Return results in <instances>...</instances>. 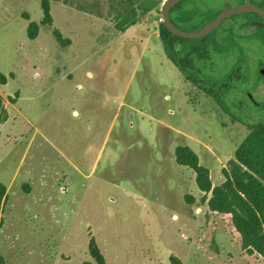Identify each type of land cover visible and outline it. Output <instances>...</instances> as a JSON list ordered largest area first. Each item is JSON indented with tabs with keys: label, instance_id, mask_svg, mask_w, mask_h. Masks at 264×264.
<instances>
[{
	"label": "rangeland",
	"instance_id": "rangeland-1",
	"mask_svg": "<svg viewBox=\"0 0 264 264\" xmlns=\"http://www.w3.org/2000/svg\"><path fill=\"white\" fill-rule=\"evenodd\" d=\"M41 1L0 0V264H99L92 238L103 264H264L175 161L188 145L218 185L249 131L155 49L163 0L123 32L107 0H48L50 25ZM222 1L183 0L170 17L199 30ZM225 26L206 35L218 77L245 42Z\"/></svg>",
	"mask_w": 264,
	"mask_h": 264
},
{
	"label": "trees",
	"instance_id": "trees-1",
	"mask_svg": "<svg viewBox=\"0 0 264 264\" xmlns=\"http://www.w3.org/2000/svg\"><path fill=\"white\" fill-rule=\"evenodd\" d=\"M109 14L113 18L116 30L123 32L134 25L144 13L158 9L162 0H107ZM43 25H50L52 18L48 0L41 1ZM37 24L30 22L29 38L36 36ZM158 32L165 54L185 77L199 90L212 96L217 104L231 115L232 119L243 122L240 112L239 91L243 78L229 73L218 85L207 81L208 61L212 52L206 42V36L184 38L172 34L159 23ZM53 36L61 46L69 43L61 32L54 28ZM7 82V76L0 71V85ZM6 110L0 94V123L6 119ZM247 119L248 134L233 152V158L222 170L223 181L215 186L209 176L207 167L199 163L195 151L188 145L175 148V161L189 167L195 174V184L204 193L201 200L206 201L208 209L213 212L228 214L234 230L240 236L241 247L264 257V122ZM208 193L210 195L208 196ZM5 194V186L0 182V201ZM89 253L99 264L102 256L93 240L89 242ZM170 264H181L172 256Z\"/></svg>",
	"mask_w": 264,
	"mask_h": 264
},
{
	"label": "flooded vegetation",
	"instance_id": "flooded-vegetation-1",
	"mask_svg": "<svg viewBox=\"0 0 264 264\" xmlns=\"http://www.w3.org/2000/svg\"><path fill=\"white\" fill-rule=\"evenodd\" d=\"M182 1L183 0H180L170 9L169 17L170 12L174 8L175 12L179 14V16L185 12V9H187V7L181 9ZM246 1L250 4L257 6L264 12V0H239V2H237L236 4H228L227 1L224 0L222 1V3L219 4L218 7L212 9L214 15L208 20V22H210L222 9L242 4ZM235 19L239 20L236 21ZM171 21L177 27H179L174 20L171 19ZM222 23L226 24V26L223 28L225 35L236 33V35L245 38V42L243 43V54L241 59L233 62L231 67L227 69L221 77H218L213 71L215 62L213 61V58L211 56V59L208 61V70H210L211 74H209L210 76L207 78V81L210 84H215L217 86L218 83L216 82L222 81L224 77H227L230 72L244 79L240 82L241 89L239 91L238 97V101L240 103L239 110L242 114L241 117L244 121L239 122L243 124L245 128L249 131L246 122L247 119L249 120L251 117H253V121L260 123L264 122V17L256 11H245L242 13L233 14L224 18L217 25V27L209 33H214L215 30H217ZM210 40L211 39H209V41ZM241 62H243L244 64L242 65ZM250 64L252 65L253 69L251 71L255 73L256 79L249 82L251 71H249L246 66ZM210 97L214 100L215 103H217L212 96ZM226 113L231 117L228 112Z\"/></svg>",
	"mask_w": 264,
	"mask_h": 264
},
{
	"label": "water",
	"instance_id": "water-1",
	"mask_svg": "<svg viewBox=\"0 0 264 264\" xmlns=\"http://www.w3.org/2000/svg\"><path fill=\"white\" fill-rule=\"evenodd\" d=\"M179 1L180 0H163V2L161 3V6H160L159 12L161 15L162 24L167 28V30L174 35L181 36L184 38L202 37V36L206 35L207 33H209L210 31H212L213 29H215L217 27V25L224 18L231 16L233 14H238V13H242L245 11H256L264 17V12L261 9H259L257 6L250 4L246 1L242 4H238V5H235L232 7L222 9L221 11H219L217 13V15L210 22H208L206 25H204L199 30L186 31V30H183V29H180L179 27H177L171 21V19L169 17L170 9Z\"/></svg>",
	"mask_w": 264,
	"mask_h": 264
},
{
	"label": "crops",
	"instance_id": "crops-1",
	"mask_svg": "<svg viewBox=\"0 0 264 264\" xmlns=\"http://www.w3.org/2000/svg\"><path fill=\"white\" fill-rule=\"evenodd\" d=\"M133 27V25L132 26H130V28H132ZM129 28V27H128ZM128 28L127 29H125L126 31L128 30ZM157 40H158V43H157V45H156V50L157 49H161V45H162V43H161V40H160V36H159V33L157 34ZM147 41H148V38H147ZM162 47H163V45H162ZM164 50V49H163ZM164 53H165V51H164ZM2 95H4V94H2ZM5 108L7 109V106L5 105ZM8 112V111H7ZM8 118H9V113H8ZM1 125L2 124H0V127H1ZM0 138H1V135H0Z\"/></svg>",
	"mask_w": 264,
	"mask_h": 264
}]
</instances>
